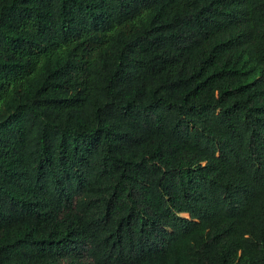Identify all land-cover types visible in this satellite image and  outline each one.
Wrapping results in <instances>:
<instances>
[{
  "label": "trees",
  "instance_id": "trees-1",
  "mask_svg": "<svg viewBox=\"0 0 264 264\" xmlns=\"http://www.w3.org/2000/svg\"><path fill=\"white\" fill-rule=\"evenodd\" d=\"M0 264H264V0H0Z\"/></svg>",
  "mask_w": 264,
  "mask_h": 264
}]
</instances>
